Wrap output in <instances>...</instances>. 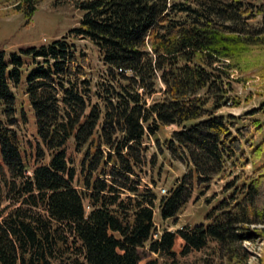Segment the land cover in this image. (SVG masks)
Instances as JSON below:
<instances>
[{
	"label": "trees",
	"instance_id": "1",
	"mask_svg": "<svg viewBox=\"0 0 264 264\" xmlns=\"http://www.w3.org/2000/svg\"><path fill=\"white\" fill-rule=\"evenodd\" d=\"M39 1L0 0V10L21 13L26 24ZM75 8L78 25L65 35L7 55L0 49V264H140L144 244L173 257L208 243L228 264H243L242 240L264 238V227L251 226L264 224V135L255 141L264 125L239 122L257 109L219 110L239 104L227 95L228 70L259 66L264 79V0H80ZM69 38L97 49L108 80L94 83L102 109L89 104L85 55ZM156 80L161 98L145 105ZM21 84L33 148L18 131L27 118L12 89ZM170 124L178 129L166 150L189 171L156 196L138 189L142 142ZM69 142L82 150L78 168ZM236 163H250V172L239 173L204 223L151 237L155 207L160 219L174 218L193 182L225 176Z\"/></svg>",
	"mask_w": 264,
	"mask_h": 264
},
{
	"label": "rangeland",
	"instance_id": "2",
	"mask_svg": "<svg viewBox=\"0 0 264 264\" xmlns=\"http://www.w3.org/2000/svg\"><path fill=\"white\" fill-rule=\"evenodd\" d=\"M80 0H40L32 13L28 23L24 24V19L19 12H9L8 9L0 10V49L5 55L10 52H16L17 48L25 45L39 46L48 44L52 40L65 35L68 30L76 27L81 16V12L75 8V3ZM259 23V16L252 22L254 26ZM73 43L77 52H82L85 55V78L89 81L88 101L89 104H96L100 109L103 107V100L98 94L100 90L96 88L94 83L108 81L105 75V67L102 64L96 47L88 40L82 38H69ZM264 63V57L261 60ZM261 66V65H260ZM263 67V66H262ZM259 66L250 67L243 71L236 69L228 70V80L230 90L227 95L233 99H237L239 104L234 107H222L219 112L231 113L235 116H242L243 113L252 109H257L254 115H246L239 122L246 123L250 119H257L264 125V79L259 76ZM111 83V82H110ZM123 83V80H120ZM163 85L156 80L154 92L144 96L145 105L152 101L161 98ZM15 97V105L17 110L23 109L25 123L20 122L19 132L22 138V143L33 148L34 144V125L32 115L26 103L24 94V86L21 84L12 89ZM96 91L97 93H93ZM19 114L18 111L16 115ZM178 127L174 124L164 126L153 134L146 135L143 138V157L138 172L139 186L142 189L147 186L158 196L157 188L167 189L175 185L182 174L189 171V165L177 160L166 150V137L169 133L177 130ZM264 135V126L261 134L256 135L255 141ZM103 151H107L104 146H101ZM245 153L248 151L244 147ZM67 155L73 159L74 167H79V161L82 156V150L76 151L73 145L69 142L67 146ZM110 165V164H108ZM228 172L224 176L216 175L205 183H192L191 196L189 200L179 209L174 218L160 219L157 209L153 213V220L156 224L155 232L158 235L162 231H173L182 226H193L199 223H204V216L214 204L222 197L228 195L232 187H237L241 178V171L249 173L251 166L247 163L245 166H240L236 163L235 166L227 165ZM77 171V170H76ZM103 177L102 175H99ZM76 186L80 189L79 179L76 178ZM155 181V184H152ZM230 182L232 186L225 189V185ZM160 193V192H159ZM256 229L264 227V224L251 225ZM180 240L175 242V249L179 245ZM241 247L246 254L243 264H259L260 258L263 256L264 238L255 237L248 240H242ZM140 264H146L147 261L155 260L153 264H228L225 259H220L216 252L215 245L208 243L204 248L198 251H190L186 254H176L173 257L165 255H157L147 250V245L144 244L140 248Z\"/></svg>",
	"mask_w": 264,
	"mask_h": 264
},
{
	"label": "built area",
	"instance_id": "3",
	"mask_svg": "<svg viewBox=\"0 0 264 264\" xmlns=\"http://www.w3.org/2000/svg\"><path fill=\"white\" fill-rule=\"evenodd\" d=\"M161 193H163L164 192V188H160V190H159ZM154 236V235H153Z\"/></svg>",
	"mask_w": 264,
	"mask_h": 264
}]
</instances>
